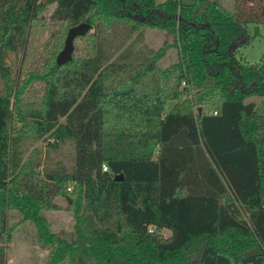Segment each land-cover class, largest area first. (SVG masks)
Instances as JSON below:
<instances>
[{
    "label": "trees",
    "instance_id": "16d2710c",
    "mask_svg": "<svg viewBox=\"0 0 264 264\" xmlns=\"http://www.w3.org/2000/svg\"><path fill=\"white\" fill-rule=\"evenodd\" d=\"M50 4L61 29L43 61L15 77L7 57L22 54L29 69ZM84 21L94 31L76 39L92 53L58 64L69 28ZM250 23H264V0H234L233 11L221 0H0V264L16 226L11 211L37 225L51 248L46 264H264V114L247 101L264 103V59L246 64L238 56L253 37ZM116 27L138 39L160 29L172 39L147 54L138 47L140 59L129 49L110 60ZM171 48L177 60L161 68ZM106 72L134 74L129 86L107 93ZM148 73L157 74L156 155L111 156L104 104ZM34 82L43 93L27 98ZM47 137L52 148L72 144L71 165L40 172L42 151L31 146ZM58 195L73 212L71 238L53 232L43 214L61 207Z\"/></svg>",
    "mask_w": 264,
    "mask_h": 264
},
{
    "label": "rangeland",
    "instance_id": "374dc122",
    "mask_svg": "<svg viewBox=\"0 0 264 264\" xmlns=\"http://www.w3.org/2000/svg\"><path fill=\"white\" fill-rule=\"evenodd\" d=\"M164 0H157L162 2ZM221 2L229 10H234V0H221ZM55 8L54 4H50L44 11L45 24L39 27L35 34L34 54L28 58L27 64L29 69L22 68V54L14 55L12 53L7 57L11 71L15 77L23 70L21 79L27 77L30 69L35 68L43 61L44 46L53 41L54 35L58 34L61 29V22L51 17ZM249 36H253L250 43L243 45L239 51V58L246 64H257L264 59V23L247 24ZM117 28V27H116ZM115 28V29H116ZM94 29L91 30L93 32ZM124 30L112 31L107 38L106 51L113 52L114 55L110 60L125 57L129 54V49L133 54L131 59H140L143 54H147L150 49L159 48L166 40H171L172 36L160 29L147 28L144 30L143 39L137 38V32L128 35ZM125 38V39H123ZM122 40L124 42H122ZM130 47V48H129ZM144 49V53L139 54L137 48ZM117 49V51H116ZM116 51V53H115ZM78 55L92 53L90 44L85 40L75 39V51ZM137 53L139 55H137ZM177 60V50L175 48L168 49L167 54L159 61L161 68H164ZM134 73L112 74L106 72L104 80L107 93H111L117 89L125 88L130 85L131 78ZM157 76L154 73L145 74L134 87L120 99L117 95L111 96L104 104L106 109L105 119V140L109 155L116 153L124 154L130 157H154L156 148L152 146V139L157 135L156 124L160 119V111L158 100H154L157 89L152 86V79ZM4 81L0 78V93H2ZM43 93V85L41 82H34L32 87L26 93L27 98H38ZM153 98L151 103L145 108L144 104ZM248 102H254L257 106V112L264 114L263 99L253 96L247 99ZM175 101H168L166 109H170ZM118 103L120 110L115 112L113 105ZM141 111L144 114L141 116ZM51 140L47 137L38 140L31 146V150L37 148L42 151V165L39 167L40 172L46 167H54L57 162L71 165L74 155L72 144L65 143L57 148L49 147ZM139 152V153H135ZM135 153V154H134ZM73 187L74 184H70ZM73 189V188H72ZM55 202L61 207L56 210H46L43 214L49 219L53 232L71 238L74 232V216L73 212L68 209V199L63 195H58ZM10 224H16L12 230V237L8 243V261L7 264H46L50 252V246L44 244L39 237L37 225L30 220H23L22 215L18 211L10 212ZM165 236L171 234L170 230L163 231ZM59 264H68L64 261Z\"/></svg>",
    "mask_w": 264,
    "mask_h": 264
},
{
    "label": "water",
    "instance_id": "95a60500",
    "mask_svg": "<svg viewBox=\"0 0 264 264\" xmlns=\"http://www.w3.org/2000/svg\"><path fill=\"white\" fill-rule=\"evenodd\" d=\"M91 30L92 24L85 21L70 27L65 39L64 47L57 55V63L63 64L71 60L75 49V39ZM201 110L202 108L199 107L200 112ZM119 178H122V176H119Z\"/></svg>",
    "mask_w": 264,
    "mask_h": 264
},
{
    "label": "crops",
    "instance_id": "0c3cea01",
    "mask_svg": "<svg viewBox=\"0 0 264 264\" xmlns=\"http://www.w3.org/2000/svg\"><path fill=\"white\" fill-rule=\"evenodd\" d=\"M123 97V95H117V99H121ZM105 119H106V109H105V106H104V130H105Z\"/></svg>",
    "mask_w": 264,
    "mask_h": 264
},
{
    "label": "built area",
    "instance_id": "2783aa9c",
    "mask_svg": "<svg viewBox=\"0 0 264 264\" xmlns=\"http://www.w3.org/2000/svg\"><path fill=\"white\" fill-rule=\"evenodd\" d=\"M103 170H108L107 164H103ZM69 190H72V187H69Z\"/></svg>",
    "mask_w": 264,
    "mask_h": 264
}]
</instances>
